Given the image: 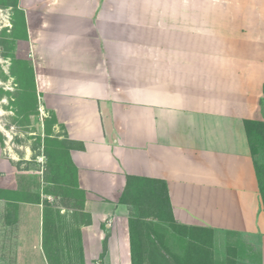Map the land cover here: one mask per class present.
I'll list each match as a JSON object with an SVG mask.
<instances>
[{
    "label": "crops",
    "instance_id": "crops-1",
    "mask_svg": "<svg viewBox=\"0 0 264 264\" xmlns=\"http://www.w3.org/2000/svg\"><path fill=\"white\" fill-rule=\"evenodd\" d=\"M15 2L17 62L37 111L72 141L68 158L99 228L98 249L82 235L83 264H131L119 198L143 178L165 182L177 223L212 230L213 256L232 246L236 264H264L244 125L264 120V0ZM52 185L42 164L22 168L0 142V264H48Z\"/></svg>",
    "mask_w": 264,
    "mask_h": 264
},
{
    "label": "rangeland",
    "instance_id": "rangeland-1",
    "mask_svg": "<svg viewBox=\"0 0 264 264\" xmlns=\"http://www.w3.org/2000/svg\"><path fill=\"white\" fill-rule=\"evenodd\" d=\"M13 1L0 0V142L6 141L7 155L19 160L22 168L42 164L48 179L62 183L65 181L71 185L74 183V174L66 156L68 147L73 144L65 138L63 129L55 126L53 116L45 117L37 111L36 100L30 91V76H26L25 70L23 71L17 62L13 19L17 20L16 31H20L22 26L19 23L20 16L10 5ZM255 157L258 161H264V151L260 149ZM59 184L55 183L52 190H47L53 194L47 207L63 212L54 218L58 229L57 252L65 264H83L84 259L79 250L80 245L83 248L82 235L88 247L98 249L95 238L99 228L96 224L90 226V213L84 207H80L79 195L74 191H68L67 188L71 187ZM71 189L74 190L73 187ZM137 198L139 197L134 195V200ZM135 206L128 207L130 213H136ZM145 222L151 223L150 219ZM153 225L150 230L153 232L152 237L147 241L149 246L151 243L154 245L158 243L162 253L166 249L177 255L185 253L188 245L186 237L158 219L154 220ZM160 249H155L154 252L161 251ZM224 251V247L219 248L216 245L213 264H225V259L220 258ZM89 262L104 264L102 258H91Z\"/></svg>",
    "mask_w": 264,
    "mask_h": 264
},
{
    "label": "trees",
    "instance_id": "trees-1",
    "mask_svg": "<svg viewBox=\"0 0 264 264\" xmlns=\"http://www.w3.org/2000/svg\"><path fill=\"white\" fill-rule=\"evenodd\" d=\"M11 5H16L15 0L11 3ZM53 119L54 124H56L54 116ZM244 125L250 146V151L254 160L259 192L261 196L262 207L264 210V161H258L255 157L260 149L264 151V120L246 119L244 120ZM68 141L72 142L71 140ZM71 147H68V150ZM66 157L70 169L74 174V183L70 185L65 181L62 183L58 182V180H50L47 177L46 179L53 184L60 183L59 185H66V187L71 188L73 187L74 190L71 188L67 189L68 191H74L77 195H79V197L81 198L80 207L83 208L85 193L83 190H80L77 187L75 171L68 158V152ZM45 192L52 194V192H49L47 190H45ZM134 195L139 198L134 200ZM119 201L123 204L128 205V207L136 205V213H130L129 211L128 217L131 264H213L214 256L212 252V230L206 227L188 226L176 222L172 214L166 184L163 180L143 178L137 181L135 185L131 184L130 180L127 184L126 190H123ZM45 203L47 207L48 201L45 200ZM46 207L44 209L43 223V248L45 251L46 259L48 261V264H65L63 258L57 252L58 229L57 224H55L56 222L54 221L55 215L60 213V211L52 210L51 208ZM149 219L151 223L145 222ZM157 219L168 224V226H170L174 231L188 239L187 249L183 255L170 253V251H168L167 249L162 253V250L159 248L158 243H156L155 245L154 243H151L150 246L148 245L147 241L150 240V238L152 237L151 234L153 233L150 230L154 226V220ZM147 238L149 239L147 240ZM159 239L161 240L160 237ZM160 245L163 246L162 243ZM155 249H160L161 251L154 252ZM79 250L82 254L81 245L79 247ZM224 263L236 264V253L234 247H228Z\"/></svg>",
    "mask_w": 264,
    "mask_h": 264
}]
</instances>
